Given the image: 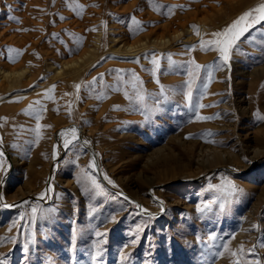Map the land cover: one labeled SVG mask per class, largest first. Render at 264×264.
<instances>
[{
  "label": "rangeland",
  "instance_id": "rangeland-1",
  "mask_svg": "<svg viewBox=\"0 0 264 264\" xmlns=\"http://www.w3.org/2000/svg\"><path fill=\"white\" fill-rule=\"evenodd\" d=\"M98 1L90 5L99 9ZM107 1L106 8L88 19L86 30L99 55L87 67L82 79L87 86L81 91L52 87L53 98H46L49 88L44 84L54 67L41 70L30 85L0 89V150L4 153L0 197L3 203L15 205H0V238H5L0 259L4 264H232L236 259L232 253L243 246L247 259L264 264V200L254 206L264 186V120L256 115L264 116L263 76L257 79L262 93L251 103L252 109L246 88L256 68L264 64V24L241 38L238 51L231 53L230 66L217 67L222 63L219 54L202 51L191 60L209 53L212 57L192 77L188 74L191 63H183L180 70L159 71L160 79L176 78L177 84L167 85L175 97L187 98L192 81L189 103L157 105L154 110L141 106L136 112H125L131 121L117 124L120 116L116 114L125 110L112 108L116 104L112 98L121 97L124 86L119 84L120 91L110 87L112 79H120L118 65L131 59L111 50L119 42L113 36L132 41L140 32L133 31L138 20L129 8L132 0ZM4 2L0 0V14ZM261 3L264 0H253L239 14L240 7L229 10L220 30ZM180 51L166 55L163 62H174ZM157 53L148 54L150 62ZM153 66L142 73L155 87ZM124 75L129 80L133 77L129 72ZM93 77L97 78L94 83ZM243 78L244 86L235 87ZM215 83L220 87L209 97L213 107L206 102V108L213 109L206 115L210 119L199 120V105ZM150 87L146 85L145 91ZM241 107H246L244 114L239 112ZM66 124L79 129V139L67 149L65 137L58 135ZM67 138L71 139L70 134ZM243 139L245 148L240 143ZM85 140L90 143L84 144ZM207 145L230 155L208 164L190 153ZM157 147L159 151L153 152ZM258 147H263L262 152L251 158V151ZM93 157L97 167L88 169ZM82 169L95 175L103 192L92 187ZM105 174L115 187L104 179ZM222 178L240 190L227 200L211 187L223 183ZM49 187L52 191L38 199ZM210 201L208 209L198 211ZM33 207L37 208L34 219ZM98 232L102 235L97 236ZM9 237L16 239L11 242Z\"/></svg>",
  "mask_w": 264,
  "mask_h": 264
},
{
  "label": "bare ground",
  "instance_id": "bare-ground-1",
  "mask_svg": "<svg viewBox=\"0 0 264 264\" xmlns=\"http://www.w3.org/2000/svg\"><path fill=\"white\" fill-rule=\"evenodd\" d=\"M252 1L132 0L129 8L138 20L133 31L135 33L140 32V34L132 41L124 37L116 38L114 35V41L119 42L111 49L119 55L118 57L131 59L118 65L119 78L123 77V79H112L110 87V91H117V89H121L119 86L121 82L124 86L121 97L112 98L116 102L115 106L123 107L125 110L116 114L120 116L117 124L131 121L132 117L124 116L125 112H132L133 109L136 112L141 106L154 110L157 105L168 108L172 103H178L180 107H183L185 102L189 103L187 98L172 95L173 89L170 92L167 90L169 83H178L176 78H161V80L158 76L159 71L162 69L167 71L180 70L181 66L184 65L183 63H190L193 60L195 63L199 62L200 65L208 64V60L212 57L210 53L198 55L199 58L191 60L195 55L194 53L199 54V52L204 51L200 47L201 39H213L211 33L220 31L221 26L227 20L223 18L226 12L235 11L237 7H240L237 10L239 14ZM93 2L94 0H5L0 14V89L20 83L22 86H26L36 79L41 70L53 67V74L47 78L44 87L52 89L54 86L53 89H60V91H64L65 88H72L74 91L75 84H80L79 90L81 91L83 87L87 86L86 83L82 82L83 75L87 67H91L96 56L99 55L96 54V45H93L90 34L86 30L88 19L89 17L93 18L94 11L101 12L108 6L107 0L98 1L99 9L90 5ZM124 8H128V5ZM197 30L199 35H197ZM261 47L264 54V44ZM13 49L16 51H10ZM177 49L182 51H180L181 56H178L177 60L175 59L171 63L170 61L163 62L166 55L176 52ZM154 50L158 52L156 58L160 65L159 69L155 70V76L159 81V83L156 82L157 80L155 81L158 84L155 87L152 86L153 83L147 81V73H142L145 71V67L152 64L148 54ZM9 56L12 57L11 60L8 59ZM30 64H32V68ZM208 67V69H212L209 65ZM154 69L155 65L151 70L152 73ZM124 72H129L130 75L135 73V76L139 77L140 83H137L133 77L130 80L126 78ZM254 76V79L251 77L252 79L246 82L247 97L251 105L249 109L253 108L251 103L256 100L257 95L262 93L261 88L256 85L260 81L258 78L262 76L264 78V64L256 68V75ZM257 79L259 80L258 83ZM245 81L246 79L243 78L235 82V87H243ZM263 83H261L262 86H264ZM133 84H136L135 89L132 87ZM146 85L151 86L150 91H145ZM161 86H163L165 96L160 95ZM219 87V84H213L209 88V95L201 101L200 105L206 106V102H209L207 105L213 107L214 100L209 97L218 91ZM125 90L132 97L131 100L125 97ZM133 91L137 92L135 96L132 95ZM198 93L200 92L198 91ZM137 95L145 96L146 101L138 102L136 100ZM220 99L222 98L217 100ZM157 100L160 101L159 104L156 103ZM200 105L198 113L202 117H206L213 111L212 108L200 107ZM241 108L239 112L244 114L246 107ZM73 127L79 131L75 124H69L60 130ZM240 143L241 147L245 148V139ZM262 146L264 147V145ZM263 147L254 148L250 153L251 158L259 156ZM157 151H159V147L153 152ZM190 153L196 154L197 157L200 156L203 162L208 164L216 162L219 158L224 160L226 154L230 155L226 150L221 151L209 145L205 148L201 146L198 151L191 150ZM262 189L260 198L254 203L255 207L264 200V186Z\"/></svg>",
  "mask_w": 264,
  "mask_h": 264
},
{
  "label": "snow or ice",
  "instance_id": "snow-or-ice-1",
  "mask_svg": "<svg viewBox=\"0 0 264 264\" xmlns=\"http://www.w3.org/2000/svg\"><path fill=\"white\" fill-rule=\"evenodd\" d=\"M264 24V3L259 4L258 6L249 9L248 11L243 12L240 16H238L231 24L227 25L225 28H223L220 31H216L214 33H211L213 39L210 40H204L201 39L200 41V47L202 50L204 51H216L219 54V61L222 63H218L217 67H222V66H230V60H231V53L232 51L235 49L238 51L237 49V44L238 42L241 40L242 37H245L246 34L250 33L251 30L256 26V25H262ZM94 30V29H92ZM197 35H199V31L197 30ZM251 42V41H250ZM10 51H16V50H10ZM9 60L12 59L11 56L8 57ZM151 63L153 65H155V69L153 70V75H155V70L159 69V60L156 58L155 55H153ZM193 67L189 69V76L192 77L194 74L199 73L200 69L202 68V66L200 64L195 63V61H191L190 62ZM134 79L136 80L137 83L139 82V77L135 76V73L132 74ZM103 76V74H101V77ZM209 78L211 77V72L208 73ZM120 79H123V77H120ZM230 79V77H229ZM97 78L93 77V83L96 82ZM157 83H159V81H156ZM191 83L192 81L190 80L188 83V87H189V91L187 92V99L190 102L191 98H192V91H191ZM81 85L77 84L75 85V88L77 89V91H79ZM132 87L135 89L136 88V84H133ZM207 87V85H205V88ZM54 88V86H53ZM53 89H49L46 90L45 92V96L48 99H52L53 97L51 95H49V93L52 91ZM119 90V89H117ZM124 95L126 98H128L129 100L132 99V97L129 96L128 92L125 90ZM161 96H165V92L163 89V86H161ZM102 96H98L97 99H102ZM136 100L138 102H145L146 101V97L145 96H141V95H137L136 96ZM36 104H39L40 101H36ZM157 104L160 103L159 100L156 101ZM119 106H114V109H118ZM200 107H206L205 105H200ZM31 108V106H30ZM30 114V113H29ZM69 114H70V110H69ZM258 119L264 120V116H260L259 113H256ZM37 119H39V117H37ZM197 119L199 120H204V119H210V117H202L197 115ZM39 128L40 125H37V139L40 138V134H39ZM71 136V139L67 138L68 136ZM59 135L65 137L64 139V143L63 146L65 149H67L69 147V145L73 144V141L78 140V131L76 128H70V129H66V130H62ZM3 140L2 137H0V145H2ZM84 144H88L90 143L89 141H84ZM57 153L54 151L53 152V159H56ZM3 157H4V153L2 150H0V171L4 170V161H3ZM96 163H95V157L92 158V160L89 162L87 168L88 169H95ZM81 174L82 176H86L87 179L90 181L92 187H94L95 189H99L101 192H103V189L101 187V184L98 182V180L96 179L95 175L91 174L90 172H86L84 169L81 170ZM104 179L108 181L109 184H112L115 187L114 182L105 174L104 175ZM224 182L219 184V185H212L211 187L214 188L217 192L221 193L225 199L227 200L228 197H234L237 192H239L240 190L236 187V185L231 182L230 180H226L225 178ZM79 182V180H78ZM52 189L51 187L47 188L45 190V192L40 193L38 199H43L47 193L51 192ZM125 199H128L127 197H125ZM26 203V202H25ZM161 203V210L163 211V206H162V202ZM212 202H208V204H205L204 207L202 208H198V211H205L206 209L209 208V205ZM0 205H2L5 208H10V207H15V205H9L7 203H3V197H0ZM137 208H141V206L139 204L136 205ZM220 208L223 210L224 208V204L221 203L220 204ZM141 211L147 213L146 209H142ZM37 212V208L33 207L32 208V214H33V219L35 218V214ZM151 215V214H149ZM113 220H115V218L113 217ZM15 223L13 224V227H15ZM11 230V228L9 229ZM139 231V229H138ZM97 236L102 235L101 233H97ZM5 238H0V245L3 244ZM11 242L15 241V237H9L6 238ZM97 248H99V245H97ZM254 249L255 246L253 247L252 251L254 253ZM100 251L98 250L96 255L100 256ZM241 254H243V258L241 257ZM232 256L235 257L236 259H234L232 261V264H262L261 261L259 260H249L247 259L248 253L244 252L243 246H241L240 250L238 252H233ZM0 264H4V261L2 259H0Z\"/></svg>",
  "mask_w": 264,
  "mask_h": 264
}]
</instances>
